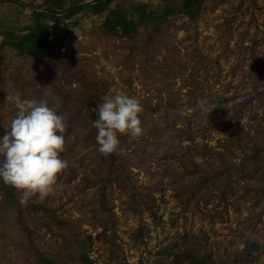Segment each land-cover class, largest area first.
I'll return each instance as SVG.
<instances>
[{"label": "rangeland", "instance_id": "rangeland-1", "mask_svg": "<svg viewBox=\"0 0 264 264\" xmlns=\"http://www.w3.org/2000/svg\"><path fill=\"white\" fill-rule=\"evenodd\" d=\"M43 1L0 0V136L16 112L8 96L44 99L66 117L68 167L56 194L42 201L22 205L16 189L10 206L0 195V264H40L38 252L71 248L72 233L92 237L95 264H172L171 243L194 239L218 263L232 264L247 242L263 244L264 151L254 148L264 136V0H204L194 20L175 11L182 0H114L128 11L143 2L164 20L158 30L138 24L135 35L116 37L101 31L106 13L78 14L53 26L51 48L19 56L3 31L21 33L32 22L27 3ZM120 92L142 104L143 134H119L108 173L92 124L102 97ZM197 164L215 170L212 187L195 189L203 176H192ZM102 193L114 247L96 237ZM254 254L242 264H264L263 249Z\"/></svg>", "mask_w": 264, "mask_h": 264}, {"label": "trees", "instance_id": "trees-1", "mask_svg": "<svg viewBox=\"0 0 264 264\" xmlns=\"http://www.w3.org/2000/svg\"><path fill=\"white\" fill-rule=\"evenodd\" d=\"M113 1L114 0H44L43 3L36 6H33L32 3H27L31 11L30 15L32 22L24 26L19 34L9 30L3 31V36L5 38L3 43L16 51L19 56L27 57L43 53L53 46L50 38L53 26L60 24L66 25L67 20L72 19L73 16L78 14L85 15V13H92L96 15L106 13L100 23L101 31L106 34L115 35L116 37H129L133 34L135 35L138 31V24H143L145 27L151 26L153 30H158L164 20V15L162 13H159L156 9H149L147 4L143 2L132 4L128 11L124 8L125 6L123 4L117 3V5L112 6ZM203 3L204 0H182L181 3L175 7V11L194 20L203 7ZM135 12L137 14H135L136 17L133 19L132 14ZM0 137H2V135ZM98 147L97 145V148ZM254 150L256 155L264 151V136L260 145H257ZM101 159L107 172H114L117 164L114 152L107 156H101ZM194 166L195 168L191 172L192 176L198 173L199 175L203 174V176H198L197 184L194 185L195 189L212 187L218 176L215 170H212V172L208 174V172L204 171L198 164ZM106 181L111 182L112 178H107ZM15 190L16 188L5 184L3 180L0 179V195L10 206H14L15 204ZM97 202L98 207L95 211L97 216H100L99 225H101L102 231L98 233L96 237L105 238L106 240L109 239L111 243L110 246L114 247V222L112 220L111 208L106 203L104 193L98 197ZM32 207L39 208L45 212L47 211V209L38 204ZM51 217L55 219L54 221H56L57 224H64V221L61 218H56L54 214H52ZM59 228H61V226H59ZM25 230L29 233L27 228H25ZM108 230H111V233H107ZM70 239L72 240L71 248L66 250L61 248L63 253L52 254V257H47L41 252H38L40 262L42 264H57L60 262L71 264H95L88 254L93 241L92 237L90 235L82 237L80 234L72 233ZM171 246L176 250V252L173 253L172 264H227L218 263L212 257L211 252L195 239L188 241L185 245L172 242ZM259 248L263 249L264 252V243L260 245L253 241L247 242V253L237 260H232L231 263L242 264V262L245 261H254L252 260L255 257L254 251H257Z\"/></svg>", "mask_w": 264, "mask_h": 264}, {"label": "clouds", "instance_id": "clouds-1", "mask_svg": "<svg viewBox=\"0 0 264 264\" xmlns=\"http://www.w3.org/2000/svg\"><path fill=\"white\" fill-rule=\"evenodd\" d=\"M16 108L10 130L0 137V179L21 190L20 203L26 205L33 196L42 201L55 195L57 180L68 167L61 153L65 150L66 117L50 107L44 99H21L20 93L7 97ZM214 107L204 106L209 114ZM225 107L232 108L231 104ZM143 107L138 98L120 92L102 97L97 129V151L109 155L116 151L119 134L138 138L143 134L140 113Z\"/></svg>", "mask_w": 264, "mask_h": 264}]
</instances>
